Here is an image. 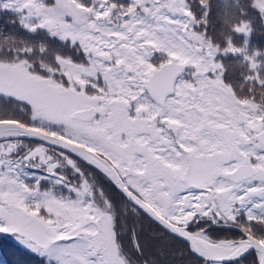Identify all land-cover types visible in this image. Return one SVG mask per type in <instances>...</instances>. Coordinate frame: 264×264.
Here are the masks:
<instances>
[{
  "label": "snow or ice",
  "instance_id": "1",
  "mask_svg": "<svg viewBox=\"0 0 264 264\" xmlns=\"http://www.w3.org/2000/svg\"><path fill=\"white\" fill-rule=\"evenodd\" d=\"M0 237L264 264V0H0Z\"/></svg>",
  "mask_w": 264,
  "mask_h": 264
},
{
  "label": "trees",
  "instance_id": "2",
  "mask_svg": "<svg viewBox=\"0 0 264 264\" xmlns=\"http://www.w3.org/2000/svg\"><path fill=\"white\" fill-rule=\"evenodd\" d=\"M24 258L11 238L0 237V264H18Z\"/></svg>",
  "mask_w": 264,
  "mask_h": 264
}]
</instances>
